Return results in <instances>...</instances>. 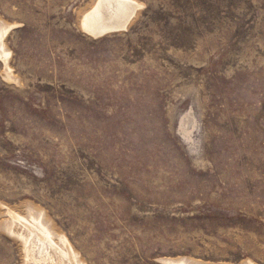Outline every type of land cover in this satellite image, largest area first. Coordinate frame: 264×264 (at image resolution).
Returning <instances> with one entry per match:
<instances>
[{
    "label": "rangeland",
    "instance_id": "1",
    "mask_svg": "<svg viewBox=\"0 0 264 264\" xmlns=\"http://www.w3.org/2000/svg\"><path fill=\"white\" fill-rule=\"evenodd\" d=\"M97 1L0 0V264L29 208L81 264H264V0H134L93 38Z\"/></svg>",
    "mask_w": 264,
    "mask_h": 264
},
{
    "label": "bare ground",
    "instance_id": "2",
    "mask_svg": "<svg viewBox=\"0 0 264 264\" xmlns=\"http://www.w3.org/2000/svg\"><path fill=\"white\" fill-rule=\"evenodd\" d=\"M140 7L134 0H98L81 17V29L93 38L107 31L126 30ZM9 30L10 27L0 21V59L5 62L8 54L4 39ZM7 216L4 230L19 243L22 264H81L67 239L54 231L43 213L29 208L24 216H20L7 209ZM163 262L195 264L184 259H166Z\"/></svg>",
    "mask_w": 264,
    "mask_h": 264
},
{
    "label": "water",
    "instance_id": "3",
    "mask_svg": "<svg viewBox=\"0 0 264 264\" xmlns=\"http://www.w3.org/2000/svg\"><path fill=\"white\" fill-rule=\"evenodd\" d=\"M122 31H125V30H122ZM116 32H121V31H118V30L107 31L106 33H104V34H102V35H100V36H97L96 38H98V37H102V36H104V35H106V34H111V33H116ZM161 263H162V264H170V263H166V262H163V261H161Z\"/></svg>",
    "mask_w": 264,
    "mask_h": 264
}]
</instances>
